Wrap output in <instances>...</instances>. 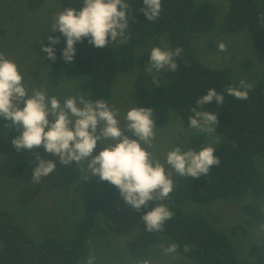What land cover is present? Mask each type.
Returning <instances> with one entry per match:
<instances>
[{
    "label": "trees",
    "instance_id": "16d2710c",
    "mask_svg": "<svg viewBox=\"0 0 264 264\" xmlns=\"http://www.w3.org/2000/svg\"><path fill=\"white\" fill-rule=\"evenodd\" d=\"M229 6L220 21V8L210 0H162V12L155 21H148L140 9L142 0H125L131 6L128 13L129 27H141L142 38L131 34L130 41L113 43L97 48L88 43V38L74 45V63L62 59L66 38L51 45L49 31L39 43L55 48V61H46L66 78L78 81L80 90L93 101L103 99L111 104L114 86L120 75L149 66L150 51L140 46H157L160 37H165L173 50L183 49L176 57L178 69L167 71L160 79L159 87L141 85L133 93L135 107H150L154 110L156 127L167 125L171 111H175L189 126L188 117L195 101L215 88L224 94V104L202 106V110L216 113L219 124L215 133L221 135L214 147L220 164L213 166L207 175L193 178L191 198L200 204L218 201L244 202L245 222L236 225L232 234L246 231L255 223H264V208L259 199L264 198V67L256 76L248 100L229 96V86L239 88L230 68H211L204 64L197 52L196 41L217 28L223 33H246L254 48L264 54V0H228ZM61 11L72 7L79 9L83 0H59ZM134 28V29H135ZM136 34L135 31H132ZM252 61L245 62L250 68ZM34 169L32 163L23 161L15 168L18 178L28 179ZM174 213L162 232L169 243H177L178 251L194 264H241L229 235L217 228L203 213H193L179 204L165 202ZM156 205L150 207V211ZM99 207L94 205L87 211L79 224L76 235L71 239L54 236L30 235L19 225L12 213L0 209V264H81L91 250L88 239L96 225ZM143 226L145 227L144 223ZM190 250L184 252V246Z\"/></svg>",
    "mask_w": 264,
    "mask_h": 264
},
{
    "label": "rangeland",
    "instance_id": "374dc122",
    "mask_svg": "<svg viewBox=\"0 0 264 264\" xmlns=\"http://www.w3.org/2000/svg\"><path fill=\"white\" fill-rule=\"evenodd\" d=\"M210 1L220 8L222 21L229 1ZM61 10L59 0H0V53L18 65V70L30 88L46 89L49 96H56L62 103L64 99L83 92L77 80L66 78L39 51V43L51 30ZM134 28L131 25L129 32L138 39L142 38V28ZM221 42L226 44V52L219 51L218 45ZM140 47L150 52L154 47L173 50L163 36L159 38L157 46ZM196 49L201 61L207 66L232 69L238 84L242 79L252 83L264 67V54L254 48L246 33H223L217 28L212 33L200 36L196 41ZM249 60L252 65L246 68L244 64ZM166 72L162 71L159 79ZM145 84L154 83L152 76L142 68L119 76L110 105L119 109L122 128L126 124V112L135 107V89ZM9 123L0 118V209L10 211L15 221L30 235L71 239L76 235L87 211L97 205L99 211L96 225L88 236L91 251L97 257L96 264H143L145 258L151 264H194L179 251L178 255H165L162 248L170 244L167 238L145 231L143 226L141 217L150 211V207L172 202L189 212L203 213L217 228L229 235L241 264H264V223H253L246 231L232 234L236 225L245 222L244 202L196 203L190 191L193 177L174 174L175 189L168 199L149 201L147 207L142 206L140 211H136L124 202L116 186L101 181L98 176H92L86 167L80 171L75 162L68 166L61 165L59 158L47 153L43 147L36 152L45 160H53L57 167L47 177L41 178V184L34 185L31 178L21 179L15 174L14 170L19 163L29 161L35 168L38 161L32 150L18 152L14 148L12 140L20 131L15 126L11 128ZM126 134L134 138L131 133ZM220 138L221 135L215 132L208 135L189 128L175 111H171L167 125L156 127L151 151L163 163L167 152L174 145L182 151L192 148L198 152L205 146L214 148ZM102 149L103 144L98 141L93 155ZM259 204L264 208V198L259 199ZM87 256L81 264H86Z\"/></svg>",
    "mask_w": 264,
    "mask_h": 264
},
{
    "label": "clouds",
    "instance_id": "9594fccd",
    "mask_svg": "<svg viewBox=\"0 0 264 264\" xmlns=\"http://www.w3.org/2000/svg\"><path fill=\"white\" fill-rule=\"evenodd\" d=\"M140 12L155 22L162 12V0H142ZM131 6L125 0H83L79 9L66 8L57 14L48 35L51 45L66 38V47L62 49V59L73 64L76 52L74 45L88 38V43L97 48H104L113 43L130 41L128 13ZM46 59L55 61V48L45 46ZM221 52L227 51L225 43L218 45ZM183 49L174 50L154 47L149 56V66L145 72L150 74L153 83L159 87L162 71L176 72ZM153 72L155 74H153ZM253 85L240 80L239 88L229 86L226 92L238 100H248ZM224 94L210 88L206 95L195 101L188 117L189 128L211 135L219 124L216 113L202 110V106L224 104ZM120 111L103 99L95 101L86 98L83 93L61 101L56 96H49L46 89L30 88L18 65L0 53V118L15 126L20 134L12 140L14 148L32 150L38 161L32 170L31 183L41 184L42 177H47L56 170L53 160H45L36 152L43 147L47 152L59 158L61 165L68 166L75 162L82 171L85 167L92 176L101 181H108L119 189L124 202L136 211L148 206L149 201H164L175 189L173 175L200 178L207 175L213 166L220 164L212 146L202 147L198 152L192 148L182 151L174 147L167 152L162 163L151 151L156 138L154 110L150 107H134L124 116L126 124L120 126ZM126 133H131L130 138ZM103 149L93 155L97 142ZM115 141V143H113ZM174 213L164 203H158L151 211L141 217L145 231L162 232L166 222ZM184 246V252L190 250ZM179 245L170 243L162 250L165 255H178ZM173 258H176L174 256ZM97 257L90 250L86 264H96ZM143 264H151L145 258Z\"/></svg>",
    "mask_w": 264,
    "mask_h": 264
}]
</instances>
